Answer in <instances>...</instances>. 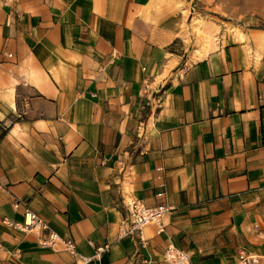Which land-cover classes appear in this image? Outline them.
Masks as SVG:
<instances>
[{
    "label": "crops",
    "instance_id": "1",
    "mask_svg": "<svg viewBox=\"0 0 264 264\" xmlns=\"http://www.w3.org/2000/svg\"><path fill=\"white\" fill-rule=\"evenodd\" d=\"M188 2L0 0V264L75 259L4 225L25 206L80 255L108 244L85 264L264 255V51L192 59ZM129 198L168 207L145 246L119 229Z\"/></svg>",
    "mask_w": 264,
    "mask_h": 264
},
{
    "label": "rangeland",
    "instance_id": "2",
    "mask_svg": "<svg viewBox=\"0 0 264 264\" xmlns=\"http://www.w3.org/2000/svg\"><path fill=\"white\" fill-rule=\"evenodd\" d=\"M188 55L204 56L219 43H257L264 51V0H188Z\"/></svg>",
    "mask_w": 264,
    "mask_h": 264
},
{
    "label": "built area",
    "instance_id": "3",
    "mask_svg": "<svg viewBox=\"0 0 264 264\" xmlns=\"http://www.w3.org/2000/svg\"><path fill=\"white\" fill-rule=\"evenodd\" d=\"M122 205L123 219L119 228L121 233L138 241L141 246H145L146 239L143 236V229L154 224L162 226L161 220L168 211V207L163 204L148 206L136 198H129L126 202L122 200ZM2 221L7 227L33 233L37 237L38 244L44 248L65 251L75 256L70 264H85L92 258H98L109 247L108 244L97 247L93 256L90 257L80 255L72 239L60 236L49 226L46 220L27 206L24 208L20 221H13L8 218H4ZM163 256L166 264H191L188 251L172 244L166 246ZM234 264H264V255L241 248Z\"/></svg>",
    "mask_w": 264,
    "mask_h": 264
}]
</instances>
